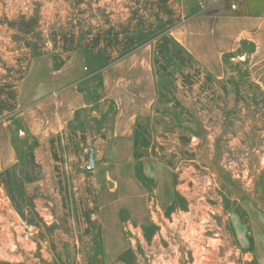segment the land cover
<instances>
[{
    "label": "rangeland",
    "instance_id": "1",
    "mask_svg": "<svg viewBox=\"0 0 264 264\" xmlns=\"http://www.w3.org/2000/svg\"><path fill=\"white\" fill-rule=\"evenodd\" d=\"M145 1L0 0V84L28 73L14 83L22 104L55 81L52 40L125 22ZM175 1L183 20L170 35L196 60L198 83L158 70L154 41L102 68L78 48L60 74L78 75L90 105L61 132L40 142L0 114V145L13 130L14 166L30 180L18 208L0 187V264H264V67L244 43L204 54L215 48L211 16L242 0ZM21 15L37 19L28 33L8 23ZM141 100H151L143 111ZM137 124L148 143L139 161L125 138Z\"/></svg>",
    "mask_w": 264,
    "mask_h": 264
},
{
    "label": "trees",
    "instance_id": "2",
    "mask_svg": "<svg viewBox=\"0 0 264 264\" xmlns=\"http://www.w3.org/2000/svg\"><path fill=\"white\" fill-rule=\"evenodd\" d=\"M145 4L143 13L139 10L133 11L125 22L114 23L108 19L95 24L96 26L93 27L95 32L92 31L91 24H88L89 27L84 31L82 25L79 27L75 25L78 29L75 32H62L59 35V44L52 40L54 47L60 49L53 55V68L56 70L61 68L71 52L78 48L82 50L87 64L96 59L102 68L122 59L140 46L154 41L153 64L158 70L165 72L166 76L172 77L174 81L179 80L182 87L186 85L191 87L198 83L203 72L192 55L170 35V31L183 20L177 12V2L146 0ZM36 20L34 16L21 15L8 23L11 27L23 29L28 33ZM26 46L31 44L27 42ZM25 74L21 73L17 76L15 82L21 81ZM203 77L211 80V77L206 74H203ZM3 79L4 82L0 84V114L6 112L8 116L16 115L18 84H14L12 80L7 81V74L3 75ZM159 95L163 94L159 93ZM136 128L133 156L139 161L142 152L138 149L139 147L147 148L148 143L145 139L139 141V124ZM30 162L34 163L33 158ZM26 181H30L28 176L21 178L14 165L0 172V187L5 190L17 208L16 202L22 201L21 189ZM3 264L12 263L4 262ZM88 264L93 262L90 261Z\"/></svg>",
    "mask_w": 264,
    "mask_h": 264
},
{
    "label": "crops",
    "instance_id": "3",
    "mask_svg": "<svg viewBox=\"0 0 264 264\" xmlns=\"http://www.w3.org/2000/svg\"><path fill=\"white\" fill-rule=\"evenodd\" d=\"M233 7L235 8L234 13L211 16L210 34L215 48L209 52L205 51V56L213 59L244 43L251 45V50L247 51L245 55L246 59L256 58L258 59L256 64L264 67V0H242V3H234ZM196 30L199 29L196 28ZM137 67L140 66L137 65ZM63 68L64 65L54 71L56 76L53 84H42V87L32 93L22 104L18 88L17 102L20 103H17L15 117L18 118L24 129H27L28 135L37 141H46L52 135L61 132L75 118L77 111L90 105L84 92L77 87L80 83V79H77L78 75L72 73L68 77V74H60ZM136 68H133L132 71H135ZM142 72L145 74L149 72V69L146 68ZM146 81L150 84L148 75ZM67 82L73 84L67 86ZM258 83L260 87L264 88L261 82ZM43 92L47 93V96L39 98ZM50 94H54V96ZM150 101L147 103L141 100L140 111L148 107ZM135 129L136 125L133 132H128L126 134L128 137H125L127 140H132V145H134ZM6 131L5 145H0V172L18 161L17 149L12 143L13 130L6 127Z\"/></svg>",
    "mask_w": 264,
    "mask_h": 264
},
{
    "label": "water",
    "instance_id": "4",
    "mask_svg": "<svg viewBox=\"0 0 264 264\" xmlns=\"http://www.w3.org/2000/svg\"><path fill=\"white\" fill-rule=\"evenodd\" d=\"M242 59H244V57L233 58L234 61H239V60H242ZM93 167H94V153H93V151H91L90 154H89V163H88L87 166L84 167V169L86 171H91L93 169Z\"/></svg>",
    "mask_w": 264,
    "mask_h": 264
}]
</instances>
